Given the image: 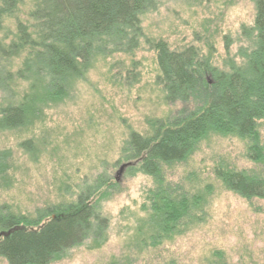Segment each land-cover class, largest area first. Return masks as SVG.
<instances>
[{
	"label": "rangeland",
	"instance_id": "rangeland-1",
	"mask_svg": "<svg viewBox=\"0 0 264 264\" xmlns=\"http://www.w3.org/2000/svg\"><path fill=\"white\" fill-rule=\"evenodd\" d=\"M32 1L24 0L22 12ZM256 13V0H157L141 21L145 39H162L173 50L195 47L212 65L227 70L243 64L251 50ZM145 39L130 56L98 58L33 124L0 132V208L6 206L30 226L44 222L46 212L61 203L74 201L81 190L101 188L99 210L109 219L104 241L87 240L48 264H156L158 258L181 264H264V199L247 200L214 174L222 167L264 177V120L258 125L257 161L250 157L254 140L212 134L185 161L165 166L169 186L205 197L206 215L160 253L137 247L146 219L142 204L156 181L128 167L117 181L126 163L122 150L132 132L150 136L155 123L167 122L181 108L166 102L157 82L156 54ZM29 82L16 93L0 85V104L21 95ZM25 141L33 142L31 151L20 146ZM111 177L115 186H102ZM0 264L9 263L0 257Z\"/></svg>",
	"mask_w": 264,
	"mask_h": 264
},
{
	"label": "trees",
	"instance_id": "trees-1",
	"mask_svg": "<svg viewBox=\"0 0 264 264\" xmlns=\"http://www.w3.org/2000/svg\"><path fill=\"white\" fill-rule=\"evenodd\" d=\"M24 4L0 0V85L16 93L30 81L21 95L0 104V132L33 124L48 104L68 95L98 58L130 56L145 39L141 18L156 8L157 0H33L22 12ZM256 10L252 48L245 52L243 64L227 70L212 65L195 47L173 50L162 39H145L156 54L157 82L166 102L180 103L181 108L167 122L155 123L150 136L132 132L122 150L126 163H133L127 170L156 181L142 204L146 219L138 229L139 248L160 253L206 215L205 197L169 186L165 166L185 161L212 134L254 140L250 157L261 158L256 144L264 120V0H256ZM32 144L20 146L31 151ZM214 174L247 200L264 199V177L222 167ZM115 184L111 177L102 186L110 189ZM100 191L87 187L74 201L47 211L44 222L30 226L1 206L0 257L9 264H48L87 240L104 241L109 219L99 210ZM4 232L9 234L1 235ZM156 264L181 263L158 258Z\"/></svg>",
	"mask_w": 264,
	"mask_h": 264
},
{
	"label": "water",
	"instance_id": "water-1",
	"mask_svg": "<svg viewBox=\"0 0 264 264\" xmlns=\"http://www.w3.org/2000/svg\"><path fill=\"white\" fill-rule=\"evenodd\" d=\"M133 163H125V164H123L121 167H120V169H119V171L117 172V177H116V180L117 181H119L120 180V176L123 174V172L125 171V169L128 167V166H130V165H132ZM9 234V232H4V233H2L1 235H3V236H6V235H8Z\"/></svg>",
	"mask_w": 264,
	"mask_h": 264
}]
</instances>
